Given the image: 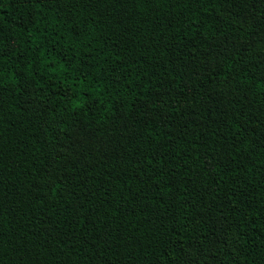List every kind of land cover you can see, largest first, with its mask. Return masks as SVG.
Instances as JSON below:
<instances>
[{
  "label": "trees",
  "instance_id": "trees-1",
  "mask_svg": "<svg viewBox=\"0 0 264 264\" xmlns=\"http://www.w3.org/2000/svg\"><path fill=\"white\" fill-rule=\"evenodd\" d=\"M0 264H264V0H0Z\"/></svg>",
  "mask_w": 264,
  "mask_h": 264
}]
</instances>
